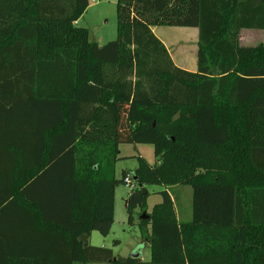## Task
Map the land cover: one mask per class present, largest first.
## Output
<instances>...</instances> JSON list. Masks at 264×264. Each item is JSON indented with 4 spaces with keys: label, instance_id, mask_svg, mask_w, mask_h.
Instances as JSON below:
<instances>
[{
    "label": "trees",
    "instance_id": "16d2710c",
    "mask_svg": "<svg viewBox=\"0 0 264 264\" xmlns=\"http://www.w3.org/2000/svg\"><path fill=\"white\" fill-rule=\"evenodd\" d=\"M89 6L0 0V264H264V46L239 43L264 30V0H116L102 47L77 25ZM161 26L198 29L195 72ZM121 145L153 146L157 164L116 178ZM128 175L149 261L89 242ZM140 186L190 187L191 221L167 190L148 212ZM24 217L41 234H19Z\"/></svg>",
    "mask_w": 264,
    "mask_h": 264
},
{
    "label": "rangeland",
    "instance_id": "374dc122",
    "mask_svg": "<svg viewBox=\"0 0 264 264\" xmlns=\"http://www.w3.org/2000/svg\"><path fill=\"white\" fill-rule=\"evenodd\" d=\"M78 27L89 31L90 41L100 47L117 39V6L116 0H90V6L77 22ZM155 35L165 43L171 60L179 68L195 72L197 69V55L199 51L198 29L161 26L153 28ZM239 43L244 47L255 48L264 46V30H242ZM138 157L144 158L148 164H157L154 148L151 145H121L120 158L116 164L117 178H122V172H133L138 167ZM150 196L147 209L151 210L162 202L159 194L167 190L177 200L176 211L181 221H190L192 218V190L190 187H147ZM134 190V189H133ZM132 193V189L124 184L118 186V209L115 223L108 237L98 232L93 235L92 243L95 247L110 248L115 257H132L139 254L143 261H149L151 250L146 245L138 223L140 210L134 215V224L129 225L125 202ZM149 212V211H148ZM118 241V245H114Z\"/></svg>",
    "mask_w": 264,
    "mask_h": 264
},
{
    "label": "crops",
    "instance_id": "0c3cea01",
    "mask_svg": "<svg viewBox=\"0 0 264 264\" xmlns=\"http://www.w3.org/2000/svg\"><path fill=\"white\" fill-rule=\"evenodd\" d=\"M163 42V41H162ZM164 43V42H163ZM164 45H165V43H164ZM166 46V45H165ZM167 47V46H166ZM191 72V71H190ZM193 72V71H192ZM115 175H116V178H117V174H116V167H115ZM117 191H118V187L115 189V198H114V222H113V225H114V223H115V220H116V216H117V209H118V205H119V203H118V197H117ZM127 206V201L125 202V207ZM191 207H192V205H191ZM149 212L152 210H149V209H147ZM175 211H176V208H175ZM22 212V211H21ZM20 212V213H21ZM176 214H177V219H178V221L179 222H185V223H188V222H190L191 221V219H190V221L188 220V221H181L180 220V217H179V212H177L176 211ZM22 215V214H21ZM23 216V215H22ZM25 219H26V217H24V221H21V223H20V225H21V232H19V234H41L40 233V231L39 230H36V228L34 227V225H32V223H26L25 222ZM113 225H112V227H113ZM111 230H112V228H111ZM94 233L95 232H93L92 234H91V237H90V240H89V242H90V244L92 245V246H96L95 244H93L92 243V239H93V235H94ZM110 233H111V231H110ZM109 233V234H110ZM109 236V235H108ZM107 236V237H108ZM114 255V254H113ZM115 257V256H114ZM77 264H80V263H77ZM100 264H107V263H100Z\"/></svg>",
    "mask_w": 264,
    "mask_h": 264
},
{
    "label": "water",
    "instance_id": "95a60500",
    "mask_svg": "<svg viewBox=\"0 0 264 264\" xmlns=\"http://www.w3.org/2000/svg\"><path fill=\"white\" fill-rule=\"evenodd\" d=\"M134 181H136L135 178H134ZM139 188H140V190L142 191V193H144V194L147 193V189H146L145 187H141V186H140ZM147 218H148V216H147L146 212H144V213L140 216L139 220H144V219H147ZM132 257H133V258H139L140 255H139V254H136V255H133ZM114 261H116V258H114Z\"/></svg>",
    "mask_w": 264,
    "mask_h": 264
},
{
    "label": "built area",
    "instance_id": "2783aa9c",
    "mask_svg": "<svg viewBox=\"0 0 264 264\" xmlns=\"http://www.w3.org/2000/svg\"><path fill=\"white\" fill-rule=\"evenodd\" d=\"M123 184H124L127 188H130V189H132V190L135 189V184H134V182H133V179H132V176H131V175H128V176L125 178Z\"/></svg>",
    "mask_w": 264,
    "mask_h": 264
}]
</instances>
